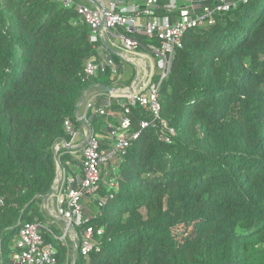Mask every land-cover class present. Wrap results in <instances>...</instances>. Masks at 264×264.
I'll return each instance as SVG.
<instances>
[{"label":"trees","instance_id":"obj_1","mask_svg":"<svg viewBox=\"0 0 264 264\" xmlns=\"http://www.w3.org/2000/svg\"><path fill=\"white\" fill-rule=\"evenodd\" d=\"M213 20L185 35L158 88L166 126L141 131L100 171L96 209L75 229H93L84 257L54 238L43 209L57 168L82 172L81 157L54 146L71 139L66 120L77 131L76 108L93 88L107 97L94 109L107 113L87 118L106 149V122L117 125L127 100L107 96L108 73L83 78L101 42L73 7L0 0V264H11L20 217L47 229L56 264H264V0L236 2ZM123 74L127 87L134 71ZM145 117L131 108L127 131Z\"/></svg>","mask_w":264,"mask_h":264},{"label":"built area","instance_id":"obj_2","mask_svg":"<svg viewBox=\"0 0 264 264\" xmlns=\"http://www.w3.org/2000/svg\"><path fill=\"white\" fill-rule=\"evenodd\" d=\"M52 1L66 8L73 7L89 26L92 39L101 42L96 48L99 59L93 57L86 62L83 78L108 73L115 81L110 88L113 90L107 92V96L127 100L121 106L122 114L117 118V125L106 122V149L100 144L103 138L94 134L87 118L92 111L106 115V110L102 107L94 109L95 97L81 104L85 110L77 113L76 121L88 127L84 144L77 151L82 159V172L77 178L65 177L57 168L53 193L43 202V208L50 217L64 224L62 236L55 239L64 244V238L68 236L73 252L77 250L73 241H79V252L86 257L93 246V229L87 227L80 236L75 232L78 225L88 220L83 213V199L95 196L101 180L100 171L116 156L125 155L140 137L141 131L158 127L159 123L166 126L160 120L158 88L167 77L174 53L182 47L185 35L198 27L212 25L215 14L229 11L236 6V2L247 0H90L91 4H84L83 0ZM159 8L163 11L160 15ZM136 35L145 37L147 43L142 44ZM103 47L114 52L123 65L115 63ZM125 64L131 65L134 71L127 87L119 86ZM129 87H132V92H129ZM131 108H140L147 115L139 121V129L135 132L127 131ZM64 128L71 139L68 143L61 141L56 144L55 153L61 148L72 147L77 136L70 120L64 122ZM108 188L116 191L117 182L112 179ZM43 230L47 229L40 222L21 224L14 244L15 251L10 255L11 264H56V249L45 241ZM101 233L102 230L97 231V235Z\"/></svg>","mask_w":264,"mask_h":264},{"label":"crops","instance_id":"obj_3","mask_svg":"<svg viewBox=\"0 0 264 264\" xmlns=\"http://www.w3.org/2000/svg\"><path fill=\"white\" fill-rule=\"evenodd\" d=\"M78 2H81V0H78ZM84 4H91L92 2L90 0H83L82 1ZM103 93H100L99 90L97 89H93L90 88L86 91V93L84 94V101L83 103H85L89 98L95 97L96 100L99 98H107L106 96H103ZM85 110L84 106L81 105L79 107L78 113H82ZM88 131V127L81 124L78 129H77V136L75 137V139L72 142V147L70 148H66V150L68 151L69 155L73 156L74 158H79V155L77 154L78 149H80V147H82V145L84 144V140H85V133ZM74 146H76L77 148L74 149ZM75 172L80 170V167H74ZM72 176V178H77L80 174L79 173H75ZM51 202V201H50ZM44 209V208H43ZM44 211L46 212L47 216H48V222L49 224H51L57 231V229H59V231H63L64 232V224L61 220H56L50 217V215L47 213L46 209H44ZM50 231V230H49ZM61 236L57 234L54 236V238H59ZM70 242V241H69ZM62 245H66L65 243ZM72 245V244H71ZM72 260H74V257L72 258ZM71 260V262H72Z\"/></svg>","mask_w":264,"mask_h":264},{"label":"rangeland","instance_id":"obj_4","mask_svg":"<svg viewBox=\"0 0 264 264\" xmlns=\"http://www.w3.org/2000/svg\"><path fill=\"white\" fill-rule=\"evenodd\" d=\"M132 70H133V68H132V66L131 65H126L125 64V67H124V71L125 72H128V73H131L132 72ZM128 77V75H125V74H123V76L121 77V81L123 80V82H124V80H126V79H124V78H127ZM124 84H121V86H123ZM115 163H116V159L114 158V159H112L111 161H110V163H109V165L107 166V167H109V168H111V167H113L114 165H115ZM106 169V168H105ZM104 169V170H105ZM96 209V207H95V198L94 197H85L84 199H83V213H84V216L85 217H87L89 214H92V212L94 211ZM57 232H58V235L59 236H62V234H63V231H59V229H57ZM64 243L66 244V246L68 247L69 246V248H70V250H71V252H72V255H74V252H73V250H72V247H71V243L69 242V239H67V237L65 238V241H64ZM74 256H72V258H73Z\"/></svg>","mask_w":264,"mask_h":264},{"label":"water","instance_id":"obj_5","mask_svg":"<svg viewBox=\"0 0 264 264\" xmlns=\"http://www.w3.org/2000/svg\"><path fill=\"white\" fill-rule=\"evenodd\" d=\"M112 90H113V89H106L107 92H110V91H112ZM128 90H129V92H132V87H129ZM83 101H84V96L81 98V100H80V102H79V104H78L76 110L79 109V107L81 106V104L83 103ZM52 193H53V187H52L50 193H49L46 197H44V199L50 197V196L52 195ZM21 224H22V218L20 217V218L18 219V221H17V227H20ZM71 264H73V262H71Z\"/></svg>","mask_w":264,"mask_h":264},{"label":"bare ground","instance_id":"obj_6","mask_svg":"<svg viewBox=\"0 0 264 264\" xmlns=\"http://www.w3.org/2000/svg\"><path fill=\"white\" fill-rule=\"evenodd\" d=\"M67 239H69V237L67 236ZM58 241V240H57ZM64 241H65V238H64ZM69 241H70V239H69ZM72 241V240H71ZM71 243V242H70ZM73 244L77 247V250H79V246H80V243H79V241H76V240H74L73 241ZM71 247H72V245H71Z\"/></svg>","mask_w":264,"mask_h":264}]
</instances>
